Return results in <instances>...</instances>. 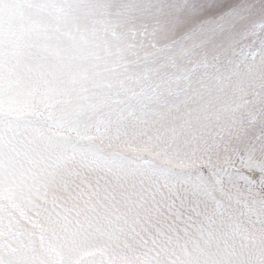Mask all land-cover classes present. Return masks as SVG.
<instances>
[{
	"label": "snow or ice",
	"instance_id": "6c2138e0",
	"mask_svg": "<svg viewBox=\"0 0 264 264\" xmlns=\"http://www.w3.org/2000/svg\"><path fill=\"white\" fill-rule=\"evenodd\" d=\"M0 264H264V0H0Z\"/></svg>",
	"mask_w": 264,
	"mask_h": 264
}]
</instances>
